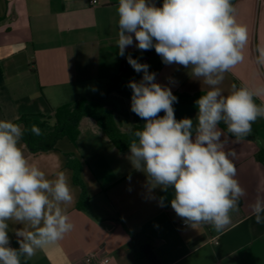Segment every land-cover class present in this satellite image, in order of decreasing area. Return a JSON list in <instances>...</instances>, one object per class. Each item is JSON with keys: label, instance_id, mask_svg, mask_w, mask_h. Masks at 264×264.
<instances>
[{"label": "crops", "instance_id": "crops-1", "mask_svg": "<svg viewBox=\"0 0 264 264\" xmlns=\"http://www.w3.org/2000/svg\"><path fill=\"white\" fill-rule=\"evenodd\" d=\"M154 2L161 6L163 0ZM117 5L118 0H97L94 5L90 0H0V119L52 116L61 106L98 100L118 129L129 133L134 126L129 100L111 92L110 83L122 60L138 49L129 46L123 57L118 55ZM233 5L238 23L248 28L249 41L244 62L226 74V91L232 84L264 82V69L258 71L254 63L257 46L264 45V0H235ZM146 53L144 63L157 83L173 93L197 95L174 106L177 120L191 118L195 123L196 101L206 86L192 78L189 69L165 65L154 49ZM220 128L226 126L221 123ZM78 131L75 141L63 137L48 151L32 153L23 142L24 154L49 178L64 171L74 189L69 208L73 230L57 244L38 250L27 264H84L90 252L107 256L109 264H135L130 238L135 232L151 239L162 264H264V225L254 222L249 208L257 187L264 186V119L253 123L251 135L241 143L225 146L237 153L236 178L247 195L221 232L204 224L181 226L184 219L170 204L173 189L149 191L146 175L129 162V149L120 151L95 119L83 117ZM74 176L89 196L85 208L78 205L82 188ZM22 227L9 222L14 248L19 247L15 230Z\"/></svg>", "mask_w": 264, "mask_h": 264}, {"label": "clouds", "instance_id": "clouds-1", "mask_svg": "<svg viewBox=\"0 0 264 264\" xmlns=\"http://www.w3.org/2000/svg\"><path fill=\"white\" fill-rule=\"evenodd\" d=\"M116 11L118 55L133 45L154 49L165 65L189 69L207 88L196 101L195 123L177 120L173 104L178 98L171 88L157 83L149 65L129 55V65L143 73L140 81L128 84L131 111L146 121L142 129L128 130L129 162L146 175L149 191L173 189L170 204L178 217L192 227L210 225L221 232L247 195L236 178L237 153L225 146L241 143L253 123L264 119V82L232 84L227 91L222 87L226 74L245 60L248 28L238 23L232 0H163L161 6L154 0H118ZM256 52L259 71L264 69V45ZM19 119H0V264H27L74 228L69 216L74 189L67 174L58 171L49 178L24 154L25 132L40 136L42 131L36 124L25 128ZM249 208L254 222L264 225V186L257 187ZM9 222L23 225L15 230L18 248L11 246Z\"/></svg>", "mask_w": 264, "mask_h": 264}, {"label": "trees", "instance_id": "trees-1", "mask_svg": "<svg viewBox=\"0 0 264 264\" xmlns=\"http://www.w3.org/2000/svg\"><path fill=\"white\" fill-rule=\"evenodd\" d=\"M235 0H232L234 3ZM133 59H137L140 63H144L147 53L146 51L138 50L129 54ZM128 55V56H129ZM127 56V57H128ZM143 73H136L127 62V58L122 60L119 67V72L114 76L110 83V91L118 93L129 100L130 112L133 117V129H142L146 121L142 120L131 111V95L132 90L128 87L129 81H139ZM177 98L178 104H185L196 100L197 95H189L185 93H173ZM203 95V94H202ZM163 116L164 113L159 114ZM83 117H91L96 120L98 126L109 137L112 143L120 150L126 151L129 149V143L132 137L129 133H122L113 120L111 112L105 108L98 100H80L74 104H68L59 107L55 110L52 116L43 114L21 115L18 123H21L25 128H30L32 124H36L42 131V135L35 136L30 131L25 132L23 142L26 144L29 151L32 153L40 151H48L54 149L58 140L63 137H68L72 141L78 136V125ZM76 183L81 188V196L79 206L85 208L88 204L89 196L85 192L84 186L80 179L74 176ZM132 250L134 254L135 264H162L154 252V247L151 239L141 233L130 234Z\"/></svg>", "mask_w": 264, "mask_h": 264}, {"label": "built area", "instance_id": "built-area-1", "mask_svg": "<svg viewBox=\"0 0 264 264\" xmlns=\"http://www.w3.org/2000/svg\"><path fill=\"white\" fill-rule=\"evenodd\" d=\"M97 0H90V4L94 5ZM181 226H188L184 220L180 224ZM107 260V256H100L97 252H90L84 257V264H103V261Z\"/></svg>", "mask_w": 264, "mask_h": 264}]
</instances>
